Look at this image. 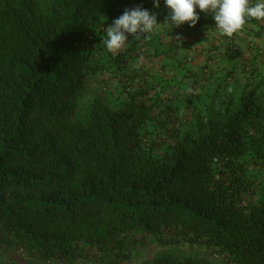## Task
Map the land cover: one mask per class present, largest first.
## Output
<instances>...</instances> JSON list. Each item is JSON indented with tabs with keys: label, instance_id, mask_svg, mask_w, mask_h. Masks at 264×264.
Listing matches in <instances>:
<instances>
[{
	"label": "trees",
	"instance_id": "obj_1",
	"mask_svg": "<svg viewBox=\"0 0 264 264\" xmlns=\"http://www.w3.org/2000/svg\"><path fill=\"white\" fill-rule=\"evenodd\" d=\"M136 6L0 0V254L122 264L139 235L160 247L206 248L224 264H264V192L246 208L222 176L233 165L264 169V101L247 89L223 108L197 111L165 147H140L152 134L147 123L173 124L178 107L161 103L148 75L127 69L120 54L101 53L104 28ZM211 27L199 17L191 29L202 38ZM86 81L114 84L125 99L84 100ZM147 264L196 263L157 254Z\"/></svg>",
	"mask_w": 264,
	"mask_h": 264
},
{
	"label": "rangeland",
	"instance_id": "obj_2",
	"mask_svg": "<svg viewBox=\"0 0 264 264\" xmlns=\"http://www.w3.org/2000/svg\"><path fill=\"white\" fill-rule=\"evenodd\" d=\"M126 1L130 4L136 1L141 3L143 9L157 15L158 23H163V17L169 15L164 5L163 10L159 12L150 6L149 0ZM179 27H183V31L179 32ZM179 27L157 25L153 32L145 34L140 40H136L131 34H126L128 36L126 46L118 53L110 52L113 56L120 54L121 58L126 60L123 63L127 69L138 70L148 75L146 77L148 86H152V91L158 95L161 103L178 107L173 115L175 117L173 124L169 123L167 127H161L155 120L147 123V129L152 134H148L146 138H139L140 147L143 149L147 148L148 142L155 144L154 146L165 147L174 137L189 131L196 121V112H205L210 103L217 108H223L227 99L231 97L235 102L238 96L249 88H254L264 101V55L256 51L253 54V62H244L246 54L252 57L248 53H252L256 48L254 44L250 47L246 44L243 46L237 44L238 49L232 51H227L223 47L225 45L218 46L206 60L202 49L211 50L210 47L216 44V42L206 44V41L210 40H208L210 33H207L206 37L199 38L189 23ZM177 35L182 37L179 45L175 42ZM103 45L101 53L105 51L107 56L109 51L105 44ZM260 50L264 53V47ZM235 57L240 60L239 62L236 60V64L233 65L231 61L237 59ZM104 86L105 89H102L100 81L98 83L86 81L82 91L83 99L91 101L100 98L109 106L119 105L125 99L121 88L114 84L108 87L104 84ZM154 135H156L155 141H153ZM149 138L151 141L148 140ZM222 176L227 185V195L236 199L239 205L242 203V206L247 208L260 201L264 192V169L233 165L224 168ZM216 181L218 183L219 178H216ZM1 235L0 233V238ZM134 241L136 244L128 250L129 258L122 264H147L157 254H170L178 261H190L196 264H224L203 247H191L187 244L160 247L150 238H141L139 235ZM0 264H29V262L19 252L4 248L1 250Z\"/></svg>",
	"mask_w": 264,
	"mask_h": 264
},
{
	"label": "clouds",
	"instance_id": "obj_3",
	"mask_svg": "<svg viewBox=\"0 0 264 264\" xmlns=\"http://www.w3.org/2000/svg\"><path fill=\"white\" fill-rule=\"evenodd\" d=\"M164 3L169 9V15L163 23H158L157 15L141 6L126 8L122 15L104 28L107 39L103 43L107 50L118 53L126 46L128 41L126 34H131L133 38L140 40L145 34L153 32L157 25L170 23L179 27L184 23H189L190 26H195L199 20L197 7L201 12L211 13L217 32L227 37H232L241 31L250 19L264 21V0H256L255 3L252 0H164ZM153 4L154 7L159 8L160 0H153ZM181 41L182 37L177 35L175 42L179 45ZM227 41L225 38L222 41L223 45ZM248 44L253 46L254 43L249 42ZM237 49L236 44L232 50ZM255 49L257 52L260 51L257 47ZM261 54H264L263 51Z\"/></svg>",
	"mask_w": 264,
	"mask_h": 264
},
{
	"label": "crops",
	"instance_id": "obj_4",
	"mask_svg": "<svg viewBox=\"0 0 264 264\" xmlns=\"http://www.w3.org/2000/svg\"><path fill=\"white\" fill-rule=\"evenodd\" d=\"M253 3L256 2V0H252ZM196 12L199 15V17L201 18H205L207 17L210 21V23H212V27H211V31H210V36H209V41H206V44H213L214 42H216V44H220L223 45V40H228L231 39L232 43L235 44H239V46H243L244 44H248L249 42L254 43L255 47H257L258 50H260V48L264 47V21L261 20H255V19H250L246 25L243 27V29L241 31H239L238 34L233 35L235 36L233 39L232 37H227V36H223L220 35L216 28H215V21L211 15V13H205V12H201L200 9L197 7L196 8ZM249 45V44H248ZM250 46V45H249ZM257 50L254 49L252 50V53H248L250 56L252 57H248V55L246 54V59L244 60V62H249L252 61L254 59V52H256ZM260 55H264L261 54V50L257 52ZM211 54H205L206 56V60L208 59L207 57L210 56ZM237 58V57H235ZM244 59V58H243ZM236 60L239 62L240 59H234L231 61V63L233 65L236 64Z\"/></svg>",
	"mask_w": 264,
	"mask_h": 264
}]
</instances>
